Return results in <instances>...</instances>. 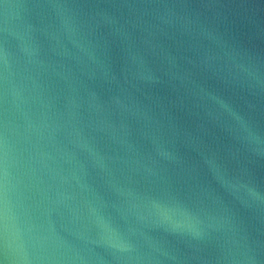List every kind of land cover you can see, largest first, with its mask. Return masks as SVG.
Segmentation results:
<instances>
[{
	"label": "water",
	"instance_id": "obj_1",
	"mask_svg": "<svg viewBox=\"0 0 264 264\" xmlns=\"http://www.w3.org/2000/svg\"><path fill=\"white\" fill-rule=\"evenodd\" d=\"M0 264H264V0H0Z\"/></svg>",
	"mask_w": 264,
	"mask_h": 264
}]
</instances>
